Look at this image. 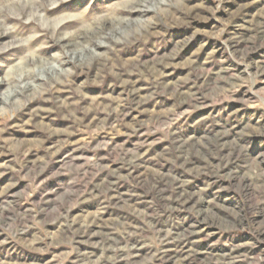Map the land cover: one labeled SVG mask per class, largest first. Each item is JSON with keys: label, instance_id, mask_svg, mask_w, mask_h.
I'll return each mask as SVG.
<instances>
[{"label": "clouds", "instance_id": "1", "mask_svg": "<svg viewBox=\"0 0 264 264\" xmlns=\"http://www.w3.org/2000/svg\"><path fill=\"white\" fill-rule=\"evenodd\" d=\"M0 264H264V0H0Z\"/></svg>", "mask_w": 264, "mask_h": 264}]
</instances>
